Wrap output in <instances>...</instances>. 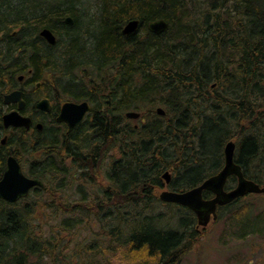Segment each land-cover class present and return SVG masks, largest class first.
Returning <instances> with one entry per match:
<instances>
[{"label": "trees", "instance_id": "1", "mask_svg": "<svg viewBox=\"0 0 264 264\" xmlns=\"http://www.w3.org/2000/svg\"><path fill=\"white\" fill-rule=\"evenodd\" d=\"M80 4L0 0V69L15 81L33 67L53 99L93 104L92 121L75 133L46 121L5 145L0 116V179L9 154L28 152L37 161L26 173L45 184L17 203L0 199V264H179L198 241L197 217L178 206L158 211L166 171L174 191L198 186L235 141L245 177L264 186V0H96L91 17ZM132 20L138 30L124 35ZM158 20L168 30L151 31ZM107 92L113 106L98 112ZM130 110L142 113L138 127ZM258 209L220 208L222 235L264 238Z\"/></svg>", "mask_w": 264, "mask_h": 264}, {"label": "water", "instance_id": "2", "mask_svg": "<svg viewBox=\"0 0 264 264\" xmlns=\"http://www.w3.org/2000/svg\"><path fill=\"white\" fill-rule=\"evenodd\" d=\"M65 22L68 25H73L74 19L72 17H66ZM139 21L133 20L130 21L126 27L123 29L124 34H130L138 30ZM149 28L155 33H162L169 28V24L165 20L155 21L149 24ZM40 35L45 38L49 43L55 45L57 43V38L53 31L49 28H44ZM22 77H20V80ZM22 92L14 91L11 94L6 96V102L10 101H19L21 106L24 105L22 102ZM38 107L50 111L49 101L42 100ZM90 109L87 102L81 104L68 102L63 105L62 111L58 117V121L66 122L69 125L70 130L77 126L84 118L86 112ZM160 114H164L163 109H158ZM127 116L138 118L140 114L138 113H128ZM4 126L9 128L14 127H26L30 128L31 119L28 117L22 116L19 112H11L4 116ZM38 128L43 129V124H38ZM6 138L3 140L5 143ZM234 152H235V143L230 142L225 149L226 156V165L223 170L216 176L211 177L206 180L201 186L193 188L184 193L165 191L161 194V199L169 202H176L185 206H189L195 209L198 214L201 216L204 213V209L208 208L210 213H215L216 207L218 204L224 205L227 204L236 198L245 196L249 193H264V188H261L259 184L254 181L247 180L242 174L241 168L234 163ZM236 174L239 177V183L237 187L230 192H225L224 187L227 181V178ZM167 182L170 181L169 173L165 174ZM34 187L45 188V185L42 181L38 179H32L27 177L19 162L13 156H10L7 161V168L3 175V178L0 180V198L8 202H17L21 198H25L29 195V192ZM204 190H213L217 197L213 200H205L203 198ZM208 218L203 222L206 225Z\"/></svg>", "mask_w": 264, "mask_h": 264}, {"label": "flooded vegetation", "instance_id": "3", "mask_svg": "<svg viewBox=\"0 0 264 264\" xmlns=\"http://www.w3.org/2000/svg\"><path fill=\"white\" fill-rule=\"evenodd\" d=\"M74 24V23H73ZM71 26V25H70ZM14 30L11 31V34L16 36L17 29L15 27ZM4 39V38H3ZM6 44V40L5 43ZM8 47V46H7ZM0 69V116L1 120L3 122V116L6 113L9 112H19L24 117H29L32 120V126L29 130L26 128H10L7 130V134H3V137H7L8 139L12 136H18L20 133H27L28 137H31L32 135L36 134V132H42L38 128V124H43L45 126V122H53L57 119V117L60 115L62 111V107L66 102H70L71 100H61L59 97H56L57 100L53 99L52 95L50 94V90L48 88L43 89L42 79L39 80V72L35 71L33 67H27L25 66V71L18 73L16 80L14 81L13 76L10 74V69L4 70ZM6 74V75H5ZM20 77L22 79L20 80ZM46 87V86H45ZM14 91H21L22 92V102L24 103L23 106H21V103L19 101H10L6 102V96L8 94H11ZM50 94V95H49ZM51 96V97H50ZM105 99H101L99 101V109L98 112L108 113V94L105 95ZM48 100L49 101V107L50 111L43 110L38 107V104L42 100ZM75 103H82L84 100L81 101H73ZM90 104V111L85 116V121L87 119H91L90 116L92 115V107L93 104ZM63 126L68 130V126L66 124H63ZM44 128V127H43ZM3 144V143H2ZM5 145V144H3ZM13 151V150H12ZM14 152V151H13ZM19 154V153H17ZM14 153L9 154L7 157V160L10 156H15L19 162L24 163V167L27 168L31 163L34 164L35 161H37L35 158L37 154L34 153H28L25 152L24 155H21V158ZM21 163V164H22Z\"/></svg>", "mask_w": 264, "mask_h": 264}, {"label": "rangeland", "instance_id": "4", "mask_svg": "<svg viewBox=\"0 0 264 264\" xmlns=\"http://www.w3.org/2000/svg\"><path fill=\"white\" fill-rule=\"evenodd\" d=\"M81 1L83 4L80 5L92 8L91 17L96 11V0ZM41 75L39 80L46 78L42 71ZM248 202L258 203V210H264V195H250L238 205ZM157 209L161 212L169 208L160 203ZM225 218L226 216H221L217 222H211L203 233H200L197 243L180 259L179 264H264V238L249 236L242 241H228L229 238L222 235ZM172 224H176L174 219L163 222V225Z\"/></svg>", "mask_w": 264, "mask_h": 264}, {"label": "bare ground", "instance_id": "5", "mask_svg": "<svg viewBox=\"0 0 264 264\" xmlns=\"http://www.w3.org/2000/svg\"><path fill=\"white\" fill-rule=\"evenodd\" d=\"M67 17H71V16H67ZM58 117L54 121V123L57 124L63 130H65V133L66 134H72V133H75L76 131H79L78 129L80 128V126L82 127V125L84 124V122H86L85 120H82L77 126H75L72 130H70L69 125L66 122H60V121H58ZM63 124H66L68 126V130L63 126Z\"/></svg>", "mask_w": 264, "mask_h": 264}]
</instances>
